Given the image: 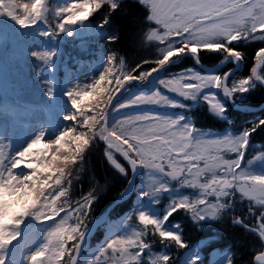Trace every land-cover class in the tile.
I'll list each match as a JSON object with an SVG mask.
<instances>
[{
    "label": "snow or ice",
    "instance_id": "1",
    "mask_svg": "<svg viewBox=\"0 0 264 264\" xmlns=\"http://www.w3.org/2000/svg\"><path fill=\"white\" fill-rule=\"evenodd\" d=\"M122 3L0 0V70L31 63L40 92L22 127L46 125L13 152L19 121L0 104V264H78L98 232L104 239L85 264H240L239 230L255 237L251 264H264V175L252 171L264 163V139L257 141L264 137V0H134L143 10L129 21L135 31L113 24L118 10L128 11ZM202 53L218 54L221 70L187 68L158 81L190 105L157 89L113 106L127 85L180 59L199 65ZM142 105L184 112L114 118ZM197 106L223 128L197 127ZM248 107L262 115L248 119L240 111ZM57 121L62 126L49 132ZM25 185L30 192L18 199Z\"/></svg>",
    "mask_w": 264,
    "mask_h": 264
},
{
    "label": "trees",
    "instance_id": "2",
    "mask_svg": "<svg viewBox=\"0 0 264 264\" xmlns=\"http://www.w3.org/2000/svg\"><path fill=\"white\" fill-rule=\"evenodd\" d=\"M124 6H127V9H128L127 13H124V12L118 10V12L116 14H114L112 17L113 24L120 25L123 30L132 29L133 31H135V28L137 27V25H132L129 23V21L133 17L141 18L143 16V10L140 9L134 3V0H123L121 7L123 8ZM93 19H95V18H93ZM106 27H107V30L110 34L112 31V26L109 25ZM122 39H125L123 37V35H122ZM101 43H103V40H101ZM245 47H249V46L246 45ZM66 50H70L67 52L68 53L70 52L71 55H74V49H72L71 47L66 48ZM125 50L127 51V49H125ZM217 56H218V54H215V53H208V54L202 53L201 54V63L199 65L192 62L190 57L188 59H182L178 64L170 65L168 68L161 70L159 73H156L153 75V79L156 83V86H154V90L158 89L162 94L167 95L170 99L175 100L178 103H181L185 106L190 105L192 102L183 101L179 97H176L174 95H170V94L166 93L165 91H162L161 88H159L157 81H159L160 79L172 77L173 73L178 71L181 68H183V69L191 68V69H194L195 71H197L199 73H204L202 71V69L200 68V66L213 67L214 65L218 64L217 63ZM222 67L210 72V74H214V73L219 72ZM242 70H244V69H238V71H242ZM62 74L63 73H61V75ZM136 83H138V82H134V83L128 85L127 88L114 100L113 105L117 101L120 102V101L124 100V98H126L124 96L126 95L127 92H132L131 93L132 95L140 92L141 90L138 89ZM147 83H148V80L145 81L143 84H140V83H138V84L140 85V87H145L147 85ZM9 106L14 111L25 109V106H23L22 104H19V103H18V109H17V105L15 103H13V105L10 104ZM2 107H3V109L8 108V106H2ZM146 110H148L149 112H153L155 114H159L160 116L173 117V118L177 117L178 115L183 114V112H184V109H182V108H168V107H159V108L147 107ZM137 111H138V109H136L134 112H137ZM192 111L196 115L195 123H196L197 127L203 128L206 130H211V131H219L223 128V122L216 119L214 116L210 115L207 111L206 106L203 109H201L198 106L194 107L192 109ZM229 111H236V110L230 108ZM240 111H242L248 117V119H255L257 116L262 115V113L259 109L256 111H248V110H240ZM229 119H231V117H229ZM239 123H242V122L236 121V120L233 121V124H239ZM262 139H264V137H257V141L262 140ZM91 159H92L93 163L96 165L97 170H99V164L97 163L98 155L94 154L91 157ZM256 165L252 168V171L257 169ZM118 186L119 185L117 184L116 187H118ZM84 188H85V190H87V182H85ZM110 196H111V193H109L108 198L102 199L100 204H98L96 206V213L97 214L104 210V207L107 204L108 199H110ZM163 202L164 201L162 200L161 203L156 206V208L162 209ZM2 211H1V213L3 214ZM149 211L151 212V211H153V209L150 208ZM239 234L241 235V240L237 242V247L239 250L240 264H251L250 258L253 254V248L256 246L255 237L252 236L250 233L249 234H243L242 230H239ZM197 238H198V234H196V233H193V235L190 237V239H192V240H195ZM103 239H104V233H102V232L95 233L91 237V239H89L86 242V244L83 248V251L81 253L78 264L81 263L82 257L85 255V253L86 252L88 253V251H92V250L94 251L97 248V245L100 244V242ZM158 247L159 246H157V248ZM228 255H229L228 252L224 253L225 258H227Z\"/></svg>",
    "mask_w": 264,
    "mask_h": 264
},
{
    "label": "rangeland",
    "instance_id": "3",
    "mask_svg": "<svg viewBox=\"0 0 264 264\" xmlns=\"http://www.w3.org/2000/svg\"><path fill=\"white\" fill-rule=\"evenodd\" d=\"M58 2H62V0H58ZM71 48L74 49V55L72 56H80L84 60L90 59V57L86 53H81L78 48H73V47ZM67 51H70V50H66V52ZM180 61L176 62L175 64H178ZM69 63H71V61H69ZM31 67L32 66L30 62H23V63L16 62L11 65L5 64L4 68L0 70V97H2V99H0V104L5 105V101L8 99V102L11 103V105H13V103L17 105V109H18V103L25 106V109H21L18 111H14L13 109H11L10 106H8V108L6 109H3L6 114L12 115L14 118H18V121H19L17 125L18 131L16 135L13 136L12 143H11V150L13 152L22 148L28 142V140H30L37 132L41 130V128L46 126L45 123L38 122V123H35L32 126V128L28 129L27 131H25L24 128L22 127L25 120L27 119L28 105L31 103L38 102L37 93L40 92L39 82L33 77ZM99 70L100 69L97 68L94 74H98ZM184 70L185 69L183 68L179 69L178 71L173 73V76L181 74ZM192 71L196 72L194 69ZM196 73L201 74L199 72H196ZM201 75H209V74H201ZM150 80L152 81L153 87L156 86L154 79L150 78ZM150 80H148L147 85L150 83ZM153 87L151 91H147L145 93H137V94L132 95L131 94L132 92H127L126 95L124 96L126 98H124V100L120 102L117 101L113 106L119 103H123L126 100H129L133 96L138 95V94H141V95L151 94V92L154 91ZM161 90L165 91L162 88ZM168 94L176 96L173 93H168ZM58 101H59V109L61 111V114H65L68 111L66 101H63V99L59 97H58ZM147 107L159 108L158 106L142 105V106L134 107V108L127 109V110H121L120 112L114 114V118L123 116V115H130V114H143V113L155 114L153 112H149L148 110H146ZM136 109H138V111L134 112ZM156 115H159V114H156ZM62 123H63L62 121H57V125L55 129L50 128L49 132L54 133L55 131H58L59 128L62 126ZM34 158H36L34 153L26 157V159L28 160H31ZM256 167L257 169L254 170L253 172L256 174L264 175V163H258ZM140 176H143L142 171L140 173ZM36 187H37L36 183H33L32 188L35 189ZM141 190H142V187H141ZM29 192L30 190H28L27 185H25L23 189L17 190L18 199L24 198L25 196L29 194ZM3 195H4V189L0 188V216H2L1 211L4 209ZM150 208H152L151 205H147L148 211L150 210ZM30 243L33 248L39 243V230H37V236L33 238L30 241ZM95 250L88 251V253L86 252L85 255L82 257L80 264H85L86 260L90 259L91 256L95 254Z\"/></svg>",
    "mask_w": 264,
    "mask_h": 264
},
{
    "label": "water",
    "instance_id": "4",
    "mask_svg": "<svg viewBox=\"0 0 264 264\" xmlns=\"http://www.w3.org/2000/svg\"><path fill=\"white\" fill-rule=\"evenodd\" d=\"M177 61H179V60H177ZM176 61V62H177ZM219 66H221V65H218L217 67H214V68H218ZM151 78V77H150ZM149 78V79H150ZM151 84H152V81L150 80V83L148 84V86L147 87H145L144 88V90L145 91H148V90H150L151 89ZM123 90V89H122ZM240 110H248V111H256V110H258V109H252L251 107H248V108H242V109H240ZM82 250V249H81ZM80 253H81V251H80Z\"/></svg>",
    "mask_w": 264,
    "mask_h": 264
}]
</instances>
